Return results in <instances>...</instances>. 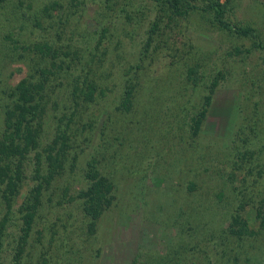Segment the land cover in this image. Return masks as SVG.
Segmentation results:
<instances>
[{"label": "rangeland", "instance_id": "rangeland-1", "mask_svg": "<svg viewBox=\"0 0 264 264\" xmlns=\"http://www.w3.org/2000/svg\"><path fill=\"white\" fill-rule=\"evenodd\" d=\"M102 1L88 0L82 19L77 21L75 17L73 25L81 26L76 38L84 32H92L96 39L101 24L109 26L110 31L116 29L102 40V45L113 47L105 62L109 73L107 81L113 85V90L100 103L90 105L84 114L87 119L90 112L94 113L93 129L87 131L94 134L92 141L99 145L98 166L112 179L114 198L98 217L95 230L89 233L80 201L70 200L76 188L85 184L83 167L90 156L88 150L93 149L91 140H84L88 135L83 132L79 136L80 143L84 142L83 151L77 158L76 168L56 178L55 183L63 189L50 188L53 200L45 199L46 205L36 217L29 236L31 246L28 244L27 250L34 254L43 242L42 249L44 245L48 247L47 261L43 264H149L153 253L159 255L161 264L175 261L185 264L180 256L191 255L193 258L188 263L194 264L198 260L195 248L190 247V241L183 242L182 231L186 237L192 232L198 233L202 244L211 251L213 261L214 257L219 258L214 246L218 236L210 238V235L219 233L227 224L226 213L233 205L229 200L232 197L227 194L222 197L218 192L222 179L215 176L219 165L216 158L222 155L216 150L227 140L251 130L252 121L259 113L251 103L264 96V85L259 84L264 79V48L251 47L252 39L221 30L199 13L178 20L163 16L158 28L153 30L157 13L161 14L155 10L153 0H132V13L140 6L143 10L131 21L119 11L120 5L109 16H103ZM229 5L227 16L231 20L255 25L264 37V0H229ZM5 17L6 13L1 12L0 24L6 25L2 26L0 37L5 29H12L9 23L13 22ZM99 20L102 22L98 28ZM147 42L150 45L144 50ZM236 46L243 52L234 54ZM248 47L252 48L249 53L246 52ZM138 59L142 62L139 72L135 73L139 82L132 110L117 109L122 88L118 72L122 65ZM195 63L200 66L199 74L205 71L210 81L219 76L218 70L223 65L228 70L214 87L200 131L192 135L188 124L190 116L201 108L204 95L210 91L209 87L193 90L191 82L184 80L185 68ZM18 65L23 64L18 60L8 62L0 56V96H5L23 74L25 66L18 70L15 68ZM104 73L100 75L106 77ZM181 104L187 109L180 112ZM105 118L108 121H104ZM1 123L0 112V127ZM260 148L262 152L254 151L255 158L264 157V149ZM249 159L247 165L253 164L252 156ZM258 168L256 165L255 174ZM259 185L262 181L255 184ZM64 189L62 204L54 205ZM208 205L215 211L216 226L210 228L211 217H202L205 229L197 231L198 226L191 229L189 221L194 224L197 221V206L208 209ZM2 206L0 203V212L6 210ZM239 211L250 219L252 229L260 227V216H255L251 204ZM69 213L72 215L68 216ZM59 217H70L66 229ZM55 219L57 225L53 226ZM20 223L21 218L15 211L5 229L10 234L0 253L2 264L13 261L16 239L22 233ZM232 240L231 245L237 247L236 239L232 237ZM187 243L184 248L182 244ZM244 246L258 254L248 264H258L260 256L264 260V231L256 240L248 239ZM217 247L220 249L219 245ZM243 249L236 248V251L241 253ZM227 255H222L219 264H228ZM22 260L24 262V258Z\"/></svg>", "mask_w": 264, "mask_h": 264}, {"label": "trees", "instance_id": "trees-1", "mask_svg": "<svg viewBox=\"0 0 264 264\" xmlns=\"http://www.w3.org/2000/svg\"><path fill=\"white\" fill-rule=\"evenodd\" d=\"M153 1L155 10L161 12L157 13L158 19L153 22V30L158 28L163 16L169 20H178L199 13L221 30L240 38L252 39L251 47L264 48V37L255 25L237 22L227 16L231 8L229 0ZM87 2L88 0H0V13H6L5 20L11 19L13 23L9 24L14 30L7 28L0 37V56L8 62L20 61L23 65L16 66L18 70L25 66L23 74L11 85L7 96H0V203L6 209L0 212V253L6 236L10 234L5 230L6 226L15 211L21 218L22 231L16 239L13 261L10 264H43L47 261L48 247L44 245L42 249L43 242H40L36 253L27 250L28 244L31 246L29 236L36 217L46 205L45 199L53 200L50 188L63 189L62 185L55 183L56 178L76 168V161L84 143H80L79 136L83 135V132L88 135L84 140H91L90 147L93 149L88 150L90 156L83 167L85 184L76 188L70 200L80 201L89 233L95 230L98 217L114 198L113 181L102 173L98 166L99 159L96 154L100 152L99 145L92 141L94 134L87 131L93 129L94 113L90 112L87 119L84 114L90 105L100 103L113 90V85H109L107 81L109 73L106 72L105 66L113 47L102 45V40L107 34L112 35L116 29L110 31L109 26L101 24L96 39H93L92 32L82 33L83 31L81 37L76 38V32H80L77 29L81 26L76 23L73 25V19H82ZM102 3L101 10L105 9L103 16H109L116 6L120 5L119 11L124 12L129 21L143 10L140 6L132 13V0H103ZM101 22L97 21L98 28ZM5 25L0 24V31ZM149 45L147 42L144 50H147ZM251 47L247 48V53L252 51ZM240 52L243 50L236 46L234 54ZM240 58L242 59L241 56ZM141 62L138 59L127 66H121V72H118L122 81L119 92L121 99L116 105L117 109L132 110L134 93L139 82L135 79V73L137 70L139 72ZM199 68L197 63L188 65L184 74V80L191 82L193 90L208 87L210 90L204 95L201 108L190 116L188 124L192 135H197L200 131L202 121L206 117V106L211 103V94L215 91L214 87L228 70L223 65L218 70L219 76L210 81L205 71L199 74ZM102 71H105L106 77L100 75ZM261 80L263 81L259 84L264 85V79ZM251 104L253 109H259V113L256 111L258 114L252 121L250 132L238 134L216 150L222 155L216 158L219 165L215 168V176L220 181L222 179L218 192H221L222 197L226 194L232 197L229 200H232L231 205L233 204L228 207V212L226 211V217H229L227 224L219 233L210 235V238L213 235L218 236L214 246L219 258L214 257L212 261L211 251L202 244V237L198 233L192 232L186 237L180 232L183 242L190 241V247L195 248V258L198 260L194 263L192 259L194 264H219L225 254H228V264H248L258 255L250 252L244 242L251 238L256 240L264 231V157L253 156L254 151L262 152L260 147L264 149V96L262 100L255 99ZM185 108L186 105L181 104L180 112ZM105 120L108 121V118ZM250 156L253 164L247 165L251 161ZM256 165H259L257 175L254 173ZM259 181H262V185L255 186ZM65 194V189L60 191L54 205H61ZM250 199L252 201H249ZM229 200L227 199L228 205ZM247 204L254 208L255 216H260L258 229H252L250 219L243 217L239 211ZM202 217H211L208 223L210 228L216 226V214L211 205L208 209L197 206V221L195 224L189 221L191 229L196 226L199 227L197 231L205 229L200 219ZM59 218L61 225L66 229L70 224V217ZM53 222V226L57 225L56 219ZM181 229L185 230L183 227ZM232 237L236 239L237 247L231 245ZM187 245L188 243L182 244L184 248ZM242 247L244 249L241 253L236 251V248ZM26 250L27 253L24 254ZM34 256L36 258L33 261ZM199 256L206 258L205 261ZM180 257L185 264H189L193 255ZM158 258V254H151L149 264H161ZM257 263L264 264L261 256L258 257ZM174 264L179 263L175 261Z\"/></svg>", "mask_w": 264, "mask_h": 264}]
</instances>
